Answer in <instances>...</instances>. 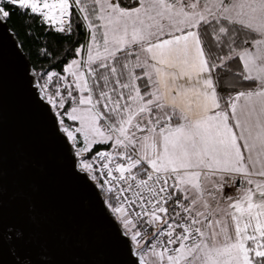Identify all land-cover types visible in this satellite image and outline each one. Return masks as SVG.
Wrapping results in <instances>:
<instances>
[{
	"label": "snow or ice",
	"instance_id": "snow-or-ice-1",
	"mask_svg": "<svg viewBox=\"0 0 264 264\" xmlns=\"http://www.w3.org/2000/svg\"><path fill=\"white\" fill-rule=\"evenodd\" d=\"M10 92L32 134L14 202ZM52 178L91 259L40 227ZM0 264H264V0H0Z\"/></svg>",
	"mask_w": 264,
	"mask_h": 264
},
{
	"label": "water",
	"instance_id": "water-1",
	"mask_svg": "<svg viewBox=\"0 0 264 264\" xmlns=\"http://www.w3.org/2000/svg\"><path fill=\"white\" fill-rule=\"evenodd\" d=\"M31 135L27 110L10 92L6 129V196L12 202L31 193L32 175L22 167L27 159ZM37 199L42 213L40 227L54 254L66 260L93 258L92 247L82 242L80 235L81 229L90 225V220L82 207L78 189L66 181L52 178L41 186Z\"/></svg>",
	"mask_w": 264,
	"mask_h": 264
},
{
	"label": "trees",
	"instance_id": "trees-1",
	"mask_svg": "<svg viewBox=\"0 0 264 264\" xmlns=\"http://www.w3.org/2000/svg\"><path fill=\"white\" fill-rule=\"evenodd\" d=\"M15 24L18 28H21L23 26V21L21 19H15ZM29 25L34 29L35 33H38L41 36V39L45 35L43 28L40 26L38 20L37 21H30ZM49 41V46L54 47L57 44H62L63 40L62 38L58 37L56 33L49 32L46 34ZM64 47H67V44H63ZM25 56H27V51H25ZM32 59H35V57H32Z\"/></svg>",
	"mask_w": 264,
	"mask_h": 264
}]
</instances>
